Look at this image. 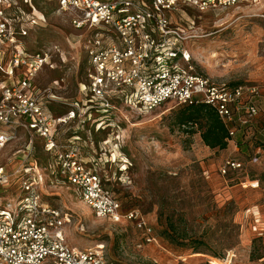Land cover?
Segmentation results:
<instances>
[{
    "label": "rangeland",
    "instance_id": "374dc122",
    "mask_svg": "<svg viewBox=\"0 0 264 264\" xmlns=\"http://www.w3.org/2000/svg\"><path fill=\"white\" fill-rule=\"evenodd\" d=\"M0 10L13 27L16 43L28 55H49V64L35 77L45 106L56 115L71 110L73 103L86 109L90 95L81 89L88 83V58L82 42L76 43L86 31L74 29L70 12L59 11L57 0H0ZM170 19L173 28L188 38L185 48L192 55L195 74L221 85L263 87L264 0L208 12L179 6ZM12 51L3 38L0 84L8 82L4 70ZM179 65L187 68L182 60ZM23 72L15 71L14 78H21ZM54 81L59 84L53 86ZM50 87L56 99L47 102L45 90ZM262 90L256 100L257 116L238 125L234 141L223 151L206 147L199 129L188 133L176 125L182 107L175 102L145 112L114 101L117 109L92 110L90 117L77 116L60 127L57 140L65 143L79 135L86 166L100 175L123 210H136L144 217L156 238L148 243L134 223L115 224L98 216L82 203L74 188L49 178L42 196L69 214L70 247L104 246L109 264H214L215 260L264 264ZM31 140L28 133H19L16 141L0 151V167L18 166ZM36 145L41 150L40 140L34 137ZM39 155L49 158L42 151ZM230 159L243 163V169L223 175L221 168ZM250 181H258L259 187L252 188ZM13 188L8 194L0 190V195H7L0 198L1 207L13 200ZM162 212L180 224L179 241L167 238L159 219Z\"/></svg>",
    "mask_w": 264,
    "mask_h": 264
},
{
    "label": "built area",
    "instance_id": "2783aa9c",
    "mask_svg": "<svg viewBox=\"0 0 264 264\" xmlns=\"http://www.w3.org/2000/svg\"><path fill=\"white\" fill-rule=\"evenodd\" d=\"M260 1L57 0L59 11L70 12L74 29L86 31L76 43L82 42L88 58V83L81 92L90 95L86 109L73 103L61 116L45 106L35 86V77L49 64V55H28L16 43L13 27L0 10V41L4 38L13 47L9 67L4 70L8 82L0 84V151L21 132L32 139L18 166L12 170L0 167V190L8 194L14 187L13 200L0 206V264H109L104 246L70 247L66 234L69 214L42 196L49 178L74 188L82 203L98 216L115 224L134 223L144 231L148 243L156 241L144 217L136 210H123L100 175L86 166L80 136L61 143L58 129L77 116L90 117L92 110L105 113L117 109L114 101L145 112L175 102L179 106L212 107L233 141L238 125L257 116L256 100L264 85H221L195 74L192 55L185 48L188 38L173 28L170 17L179 6L208 12ZM179 60L186 63V69ZM21 69L25 70L22 77L14 78L15 71ZM58 84L53 82V86ZM45 92L47 102L56 99L51 87ZM34 137L42 140L52 159L48 167H41L33 155ZM242 169L243 163L230 159L221 173ZM249 183L252 188L259 187L258 181Z\"/></svg>",
    "mask_w": 264,
    "mask_h": 264
},
{
    "label": "trees",
    "instance_id": "16d2710c",
    "mask_svg": "<svg viewBox=\"0 0 264 264\" xmlns=\"http://www.w3.org/2000/svg\"><path fill=\"white\" fill-rule=\"evenodd\" d=\"M235 85L238 84H231L229 86H235ZM181 107H182L181 110L179 111L178 115L175 118V123L179 128H186L185 130H188L186 131L188 133H195L196 128L199 129L201 131V139L204 145L212 150L223 151L228 148L229 143L232 141V139L230 138L228 129L220 119L217 112L212 107L204 104L194 105V106H181ZM50 110L54 113L51 107ZM57 116H61V115H57ZM39 140L42 144V147L41 150L38 149L37 145H36L37 147H34V157L41 167H48L49 164L52 162V159L49 154H48L49 156L48 159L45 157H44L45 159H42V157L39 155L41 151L46 153L43 149L42 140L41 139ZM260 147L264 149V145H260ZM113 196L118 200V198L114 194ZM159 219L161 224L165 226V232L168 235L167 238H171L173 242L179 241L181 234L180 224H178L172 216H166L164 212L160 213ZM211 254L215 258H221L217 253H211Z\"/></svg>",
    "mask_w": 264,
    "mask_h": 264
},
{
    "label": "bare ground",
    "instance_id": "6f19581e",
    "mask_svg": "<svg viewBox=\"0 0 264 264\" xmlns=\"http://www.w3.org/2000/svg\"><path fill=\"white\" fill-rule=\"evenodd\" d=\"M214 264H220L219 262H217L216 260L214 261Z\"/></svg>",
    "mask_w": 264,
    "mask_h": 264
}]
</instances>
